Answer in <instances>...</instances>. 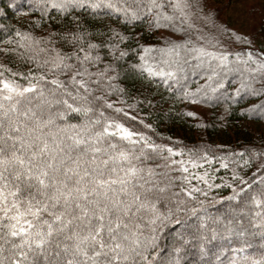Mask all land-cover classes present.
I'll return each instance as SVG.
<instances>
[{
    "label": "snow or ice",
    "instance_id": "1",
    "mask_svg": "<svg viewBox=\"0 0 264 264\" xmlns=\"http://www.w3.org/2000/svg\"><path fill=\"white\" fill-rule=\"evenodd\" d=\"M41 4L43 16L51 19L49 9H54L62 17L58 22L71 23L75 30L50 31L40 38L16 31L17 39L8 41L15 47L0 49L5 57L30 65L13 70L0 63V264H181L180 253L190 240L197 242L201 264H213L208 248L213 241L240 244L231 248L230 264H264V253L259 259L245 254L247 237L253 235L249 226L259 228L264 239V136L230 154L242 163L216 156L210 148L184 151L155 142L150 124L109 100L116 91L109 83L115 69L97 67L101 56L94 50L105 45L85 41L76 13L110 9L128 23L153 14L149 28L169 29L176 38H163L165 47L159 49L143 47L137 66L142 72L179 86L188 71L203 69L206 94L224 87L220 73L242 66L241 75H249L232 99L246 92L258 101L247 111L261 116L264 36L257 42L231 28L209 0ZM110 30L112 38L125 39ZM55 37L72 50L57 48ZM225 38L246 47L232 51ZM107 47L113 59L127 55H114L118 44ZM153 52L160 54L156 67L147 59ZM183 99L200 103L187 90ZM186 115L195 119L194 112ZM77 117L79 123L70 122ZM214 160L223 169L236 164L230 181L215 183ZM222 187L230 194L212 200L228 201V211L214 216L205 204ZM166 237H172L171 243L163 242ZM211 255L222 264V253Z\"/></svg>",
    "mask_w": 264,
    "mask_h": 264
},
{
    "label": "trees",
    "instance_id": "2",
    "mask_svg": "<svg viewBox=\"0 0 264 264\" xmlns=\"http://www.w3.org/2000/svg\"><path fill=\"white\" fill-rule=\"evenodd\" d=\"M223 1L209 0L210 7L219 10V19L222 21H224L222 13L225 9V6L222 5ZM112 2L120 4L123 0H112ZM144 2L147 3V0ZM41 8V0H0V25L5 26V28H0V49L10 50L15 47L8 41L9 38L17 39L15 37L16 31L28 32L32 36L40 38L47 37L50 31L63 33L66 29L75 30L71 23H59L58 21L62 17L58 16L54 9H49V16L52 17L50 19L43 16ZM76 14L82 17L83 28L87 33L84 37L85 41L105 45L94 50V54L99 53L101 56V62L97 67L103 69L105 64H111L115 69V73L110 72L109 74H114L116 78L109 83L115 85L116 91L112 93L109 100L116 107H124L137 119H143L145 123L150 124L153 132L149 134L155 142L166 143L184 151L210 148L216 156L221 158L229 156V160L242 163L237 157L230 154L242 151L254 139L264 136V116L258 112L251 114L247 111L258 101L252 99L246 92H241L240 96L232 99L240 87L241 80L249 75L247 72H244L243 76L241 75L242 66L241 71L220 73L217 79H222L224 87L215 93L208 91L205 94L202 86L206 84V73L203 69L188 71L179 86L171 81L166 85L160 77H149L147 73L142 72L137 67L141 63L139 56L143 47L159 49L165 47L163 38L169 36H172L173 39L176 38L169 29L163 27L149 28V21L153 19V14H146L141 20L130 23L124 22L122 16L113 13L110 9H97L93 15L87 11ZM254 16V19L257 20L258 18V20L249 35L259 42L264 36V20L262 15L256 14ZM110 29H114L125 39L119 41L112 38ZM55 39L57 41L55 46L61 51L69 52L72 50V46L60 41L59 37H55ZM109 44H118V50L114 53L115 56L118 57L120 51L127 52V55L120 59H113V54L107 47ZM224 44L232 51L246 47V45L231 43L226 38ZM147 59L150 64L156 67L155 61L160 59V54L159 52L150 53ZM9 60L12 63H9ZM0 63L6 64L13 70L18 67L21 70H26L30 66L22 64L12 55L5 57L2 51H0ZM159 67H163V65H159ZM198 88L201 89L200 92H197ZM121 89L123 91H120ZM185 90L196 93V98L200 100V103L194 104L191 100H184L183 93ZM208 96H211L212 99L209 100ZM121 100L124 101L123 105L119 103ZM127 105H135V107L129 109ZM190 111L195 113V119L186 115ZM70 122L79 123V118L72 119ZM161 137L167 139L162 140ZM235 166L236 164L229 163L228 169H223L214 160L215 183L221 184L222 181H230L231 169ZM238 171L243 174L244 169L238 168ZM230 192L231 189L229 188L214 189L209 194L208 202L205 204L207 211L214 216L226 213L229 202L225 200L215 203L212 197H227ZM200 199H204V197H200ZM237 203L238 201L232 202L233 206ZM248 231L253 235L247 237L250 246H246L245 254L259 259L260 255L264 253V246H262L264 239L259 234V228L249 226ZM233 240L236 238L234 237ZM171 241L172 237H166L163 242L171 243ZM196 244V241L190 240L189 244L184 246L180 253L181 264H201V254L199 248L195 246ZM213 245H217V247ZM239 246V243L213 241L212 244L208 245L213 264H217V262L211 253H222V264H230L233 259L231 248Z\"/></svg>",
    "mask_w": 264,
    "mask_h": 264
},
{
    "label": "rangeland",
    "instance_id": "3",
    "mask_svg": "<svg viewBox=\"0 0 264 264\" xmlns=\"http://www.w3.org/2000/svg\"><path fill=\"white\" fill-rule=\"evenodd\" d=\"M222 5L225 6L223 20L242 33H251L258 20L254 15H262L264 20V0H224Z\"/></svg>",
    "mask_w": 264,
    "mask_h": 264
}]
</instances>
